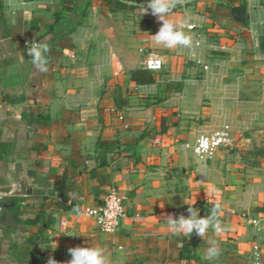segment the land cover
I'll return each mask as SVG.
<instances>
[{
	"label": "crops",
	"instance_id": "1",
	"mask_svg": "<svg viewBox=\"0 0 264 264\" xmlns=\"http://www.w3.org/2000/svg\"><path fill=\"white\" fill-rule=\"evenodd\" d=\"M143 7L0 0V264H68L92 244L108 264L264 261V0H176L166 19L187 20L190 48L157 45L162 21ZM39 41L46 73L27 54ZM140 47L163 61L152 83L132 80ZM224 125L228 142L196 157L198 132ZM111 187L125 215L104 234L78 210ZM217 205L209 261L206 238L173 235L167 218Z\"/></svg>",
	"mask_w": 264,
	"mask_h": 264
},
{
	"label": "clouds",
	"instance_id": "2",
	"mask_svg": "<svg viewBox=\"0 0 264 264\" xmlns=\"http://www.w3.org/2000/svg\"><path fill=\"white\" fill-rule=\"evenodd\" d=\"M176 7V0H147V8L143 7V13L151 10L162 25L158 32L153 35L154 42L157 45H164L167 48H174L183 46L190 48L193 40L191 34H186L182 31L183 25L187 20L181 24H176L166 17L171 14L172 10ZM194 27V25H189ZM49 53L48 45L44 41L33 42L31 47L27 48V54L32 58L34 68L41 72L48 71V61L46 54ZM199 143L204 147H208V142L205 138H201ZM200 149H197L199 151ZM219 205H217L212 213L207 217L200 216V209L189 206L187 209L188 216L179 215L173 218L171 215L167 218V227L173 235H183L188 239L191 238L193 233L201 238H206L207 248L206 259L209 261L216 259L220 255V248L218 243L208 235L209 228H214L216 232H220L219 223L216 220V213ZM71 259L68 264H108L105 256L104 249L93 245L89 247H75L69 249ZM48 264H57V262L49 258Z\"/></svg>",
	"mask_w": 264,
	"mask_h": 264
},
{
	"label": "built area",
	"instance_id": "3",
	"mask_svg": "<svg viewBox=\"0 0 264 264\" xmlns=\"http://www.w3.org/2000/svg\"><path fill=\"white\" fill-rule=\"evenodd\" d=\"M192 28V27H190ZM199 42H195V46H198ZM140 52L144 54V59L142 65L144 69L154 72L162 69L163 61L161 57L147 50L144 47H140ZM196 64L200 66L203 70H208L209 65L206 64L203 60H195ZM228 126L224 125L220 128L209 129L207 127L202 128L196 137L194 144L192 145V152L194 155L200 159H210L212 158L216 151L224 146L228 142L227 136ZM201 138H205L208 142V147L204 148L199 141ZM197 149H200L197 151ZM124 197L115 187H111L102 198V201L93 207L86 209L78 210L88 216H91L95 219V222L99 230L104 234H113L119 226L121 218L125 215L124 209ZM253 224H259L257 219H252ZM259 229V228H257ZM255 264H264V261L257 259Z\"/></svg>",
	"mask_w": 264,
	"mask_h": 264
},
{
	"label": "trees",
	"instance_id": "4",
	"mask_svg": "<svg viewBox=\"0 0 264 264\" xmlns=\"http://www.w3.org/2000/svg\"><path fill=\"white\" fill-rule=\"evenodd\" d=\"M132 80L136 83H152L154 82V76L146 69H136L131 74Z\"/></svg>",
	"mask_w": 264,
	"mask_h": 264
},
{
	"label": "water",
	"instance_id": "5",
	"mask_svg": "<svg viewBox=\"0 0 264 264\" xmlns=\"http://www.w3.org/2000/svg\"><path fill=\"white\" fill-rule=\"evenodd\" d=\"M4 222H5V224H7V225H12V221H11L10 218L6 219V221H4Z\"/></svg>",
	"mask_w": 264,
	"mask_h": 264
}]
</instances>
